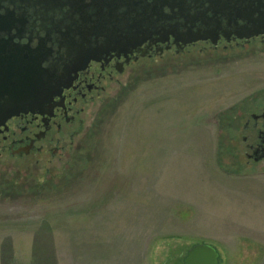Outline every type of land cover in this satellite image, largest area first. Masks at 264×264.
I'll list each match as a JSON object with an SVG mask.
<instances>
[{
    "label": "rangeland",
    "instance_id": "1",
    "mask_svg": "<svg viewBox=\"0 0 264 264\" xmlns=\"http://www.w3.org/2000/svg\"><path fill=\"white\" fill-rule=\"evenodd\" d=\"M226 60L128 69L85 108L51 185L32 187L25 162L1 168L0 264H183L195 245L264 264V159L238 136L264 106V47Z\"/></svg>",
    "mask_w": 264,
    "mask_h": 264
},
{
    "label": "flooded vegetation",
    "instance_id": "2",
    "mask_svg": "<svg viewBox=\"0 0 264 264\" xmlns=\"http://www.w3.org/2000/svg\"><path fill=\"white\" fill-rule=\"evenodd\" d=\"M141 1L0 0V169L22 161L51 185L85 108L133 66L264 47V0ZM239 118L243 156L263 160L264 106Z\"/></svg>",
    "mask_w": 264,
    "mask_h": 264
},
{
    "label": "water",
    "instance_id": "3",
    "mask_svg": "<svg viewBox=\"0 0 264 264\" xmlns=\"http://www.w3.org/2000/svg\"><path fill=\"white\" fill-rule=\"evenodd\" d=\"M141 3L143 4L144 0H142ZM143 14H145V11H142V15ZM14 112H16V110H11L6 116ZM218 260L219 254L213 247L209 245H195L188 250L183 264H219Z\"/></svg>",
    "mask_w": 264,
    "mask_h": 264
},
{
    "label": "trees",
    "instance_id": "4",
    "mask_svg": "<svg viewBox=\"0 0 264 264\" xmlns=\"http://www.w3.org/2000/svg\"><path fill=\"white\" fill-rule=\"evenodd\" d=\"M232 117V114L230 113V114H226V118L228 119V120H230V118ZM228 120H227V122H228ZM237 119H235V117H233L232 118V121L234 122V121H236ZM228 141L231 143V145L235 142L233 139H228Z\"/></svg>",
    "mask_w": 264,
    "mask_h": 264
}]
</instances>
